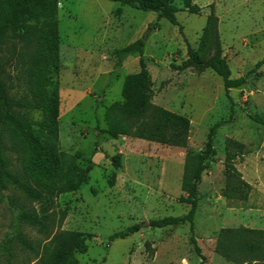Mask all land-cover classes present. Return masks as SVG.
I'll use <instances>...</instances> for the list:
<instances>
[{
    "label": "rangeland",
    "instance_id": "1",
    "mask_svg": "<svg viewBox=\"0 0 264 264\" xmlns=\"http://www.w3.org/2000/svg\"><path fill=\"white\" fill-rule=\"evenodd\" d=\"M193 2L201 7L197 13L189 12L181 0H173L179 8L180 32L157 12L119 1H58L60 68L55 78L61 170L77 167L88 180L75 190H54L43 203L5 181L0 187V264L32 263L34 254L18 242L17 231L35 246L44 241L36 227L18 221L19 212L25 209L49 215L53 230L84 233L86 250L73 253L80 264H247L225 259L214 247L221 228L264 230V124L249 116H264V63L244 84L229 90L231 102L218 74L186 63L187 43L207 59L215 53L218 41L231 77L245 75L264 57V0ZM209 4L216 21L200 49ZM149 28L142 40V57L152 82L151 102L189 117L187 145L194 152L204 147L210 127L219 123L213 138L216 153L201 174L193 218V236L204 260L191 242L187 222L165 227L149 224L151 219L183 215L189 208L188 203L179 201L186 148L132 135L111 137L106 132V108L123 100L125 78L139 71V54L135 52L112 73L117 60L113 52L142 39ZM33 37V32L0 37L2 79L14 99L29 94ZM28 111L37 127L42 111L33 107ZM2 136L8 168L20 170L21 153L12 147L13 137L4 125ZM229 138L245 145L243 156L235 160L251 185L245 200L222 194L224 144ZM132 224H139L136 232L108 238Z\"/></svg>",
    "mask_w": 264,
    "mask_h": 264
},
{
    "label": "trees",
    "instance_id": "2",
    "mask_svg": "<svg viewBox=\"0 0 264 264\" xmlns=\"http://www.w3.org/2000/svg\"><path fill=\"white\" fill-rule=\"evenodd\" d=\"M58 1L0 0V37L7 33H20L24 36L32 32L35 34L29 94L17 99L10 97L0 70V187L5 181L12 183L28 198L40 203L45 202L48 194L54 190L57 192L75 190L88 180L84 170L77 167L75 170H61L62 159L57 146L58 81L55 78L60 68V37L56 19ZM114 1L142 10L155 11L159 17H164L177 25L182 32V26L176 18L179 8L173 0ZM181 2L189 12L197 13L201 9L193 0H181ZM209 6L211 11L206 18L200 49L205 46L211 27L216 21L213 5L209 4ZM115 11L118 12L119 8ZM135 52L139 54V71L125 78L122 88L123 100L113 102L106 108V132L111 137H117L119 134L132 135L168 146L186 148L181 178L183 194L179 196V201L188 203L189 208L183 215L151 219L149 224L154 227H165L187 222L191 232V242L204 260L193 236V218L199 199L198 183L201 174L207 167V161L216 153L213 138L219 123L210 127L204 147L197 152L192 151L187 145L190 131L189 117L151 102L152 82L142 57V39L114 50L117 60L112 73L121 66L127 56ZM186 63L199 70L211 69L218 74L222 78L226 97L233 102L229 90L244 84L247 77L264 63V57L258 60L245 75L233 78L218 41L215 53L207 59H203L200 52L193 50L187 43ZM30 107L42 111V118L37 122V127L33 125L29 114ZM249 116L254 121L264 124L263 115L251 113ZM3 125L13 137L12 147L21 153L20 170L14 171L8 168L4 155ZM244 152L245 145L242 142L232 138L226 140L223 160L225 185L222 189V194L226 197L245 200L249 195L251 185L242 177L235 165V160L242 157ZM113 160L117 161L115 157ZM17 219L19 222L36 227L45 236L44 241L35 246L16 230L18 242L34 254L32 263L24 262V264H80L73 253L76 250H86L84 233L72 229L53 230V220L49 215H39L35 210H22ZM138 229L139 224H132L111 233L108 238L110 240L124 238ZM214 249L229 261L264 264V230L247 227L221 228L217 233Z\"/></svg>",
    "mask_w": 264,
    "mask_h": 264
},
{
    "label": "water",
    "instance_id": "3",
    "mask_svg": "<svg viewBox=\"0 0 264 264\" xmlns=\"http://www.w3.org/2000/svg\"><path fill=\"white\" fill-rule=\"evenodd\" d=\"M150 31V28L148 29V31H145L144 33H143V36H142V40H145V38H146V36H147V33ZM98 98H100V97H98Z\"/></svg>",
    "mask_w": 264,
    "mask_h": 264
}]
</instances>
